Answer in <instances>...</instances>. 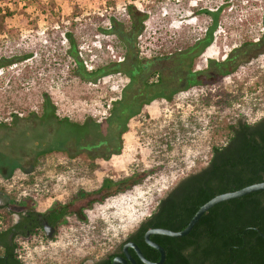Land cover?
<instances>
[{
    "label": "rangeland",
    "instance_id": "rangeland-1",
    "mask_svg": "<svg viewBox=\"0 0 264 264\" xmlns=\"http://www.w3.org/2000/svg\"><path fill=\"white\" fill-rule=\"evenodd\" d=\"M29 1L24 7L20 2L15 9L11 0H0L1 10L15 9L0 29V58L28 55L26 60L0 69V122L4 123L0 125V204L7 202L16 214L26 203L41 211L53 203H79L82 197L83 201L97 200L82 211V222L65 219L54 239L28 245L30 250L19 241L21 253L49 256L43 264H77L110 251L151 214L179 180L203 168L212 146L226 141L228 124L245 122V112L253 118L264 114V51L250 52L221 79L190 87L181 80L174 84L177 91L169 100L142 104L126 122L119 137L120 151L101 162L94 174L75 178L70 172L67 176L57 173L70 157L79 155L73 156L74 144H92L101 137L89 133L82 140L80 130H55V124L37 128L36 115L42 111L44 95L54 105L55 121L65 118L103 125L113 103L124 95L128 99L136 93L147 97L149 88L141 81L131 86L123 74L109 73L96 83L82 81L74 74L67 35H72L86 70L122 61L126 50L108 32L109 22L114 19L127 27L125 6L133 4L146 14L133 52L142 63L154 61L151 71L165 74L177 54L204 37L212 23L204 11L217 13L212 42L180 71L198 73L210 62H221L232 50L260 38L264 0ZM146 79L149 85L158 77L154 73ZM151 86L150 90L155 88ZM172 133L175 136L168 138ZM163 138L167 144L160 142ZM53 143H63V149L38 154ZM157 145L167 158L166 165L158 160ZM81 170L87 175L85 168ZM137 171L147 173L146 177L135 179L129 188L103 200L95 194L103 178L124 180ZM27 177H33L32 187L23 182ZM33 189L39 194L35 199L30 196Z\"/></svg>",
    "mask_w": 264,
    "mask_h": 264
},
{
    "label": "trees",
    "instance_id": "trees-1",
    "mask_svg": "<svg viewBox=\"0 0 264 264\" xmlns=\"http://www.w3.org/2000/svg\"><path fill=\"white\" fill-rule=\"evenodd\" d=\"M20 2H23L22 7H24L31 1L11 0L15 9ZM15 9L11 10L9 7H5L1 10L0 8V13L4 10V13L0 15V29L3 20L12 17ZM125 11L129 21L127 27L111 19L108 31L115 35L126 50L125 55L127 56L122 61H114L106 67L86 70L82 60L78 57L72 35L66 37L69 42L68 54L75 63V76L82 81L96 83L109 73L123 74L129 79L131 86L135 82L141 81L146 89L148 87L147 97L139 101L137 98L142 95L136 93L132 95L131 99L137 101L124 103L120 100L113 103L109 119L103 125H97L92 122L79 124L65 118L55 121L54 105L48 95H44L42 111L39 115H36V119L38 118L37 128L55 124V130L60 128L77 129L83 135L82 140H85V136L89 133L105 139L107 133L102 134L103 132L115 130L117 133V150L119 151V137L126 130V122L131 116L138 113L142 104L155 99L169 100L170 96L177 91L174 84L181 82V80L184 81L185 87H190L209 84L215 76L221 79L232 72L239 63L244 62L243 60L250 52L259 53L264 51L263 16L262 34L255 43H246L242 47L232 50L226 59L221 62H210L209 67L204 71L195 73L189 70L187 73L182 74L180 71H184L186 63L187 66H190L192 56L201 53L212 42V33L217 27V13L204 11L212 20L204 37L187 48L185 52L177 54L171 63V67L168 68V73L163 74L155 69L151 71L150 65L154 61L148 60L142 63L137 60L136 54L133 52L136 39L143 30L146 14L133 4L126 5ZM218 12L220 11L218 10ZM27 58L28 55L11 59L0 58V69L24 61ZM154 73L158 79L155 83L148 85L146 78L148 74ZM150 85H155V88L150 90ZM225 104H229V102ZM14 117L16 116L13 115ZM0 125L2 126L4 123L0 122ZM185 130L189 131L188 128ZM226 131L228 133L226 141L222 145L212 146L207 164L197 172L190 173L179 180L158 200L151 214L139 222L137 230L129 235V239L137 245L148 261L156 262L159 259L158 252L144 243L143 236L148 229L163 228L175 232L181 231L186 227L194 213L211 198L264 181V117L254 124L241 121L233 122L227 125ZM172 136H175V133H172L168 138L171 139ZM165 138L161 139L160 142L167 144ZM83 147L85 145L79 148ZM52 149L62 150L63 143H53L50 148L38 154L50 152ZM155 150L159 153L158 160H160V164L166 165L167 158L160 154L162 151L159 149V145L156 146ZM70 159H68L67 164L64 163L61 166L60 172H70L75 178L80 173L85 174L76 165L70 163ZM160 164L158 166H161ZM97 166L92 163L89 164L86 176L93 174V171L95 172L98 169ZM146 174L137 171L132 173L130 177L119 181H112L105 177L95 194L100 200H103L108 195L111 196L125 190V188H129L132 184H135V179L145 178ZM131 178H134L133 182H131ZM23 182L25 185L27 184L26 186L30 184L29 186L32 187L33 177H27ZM38 195L37 190H31L30 196L32 198ZM43 195L47 194L43 193ZM93 201L98 202L97 200ZM69 206V203L59 206L61 210L60 218L65 220L68 217H73L82 222L85 219V214L82 211L90 207L91 203L77 211L70 210ZM53 213L55 214L56 211L53 210ZM9 220L10 213L6 208H0V223L2 224L0 228L3 229L8 226ZM19 229L21 230L20 227ZM150 240L164 250L165 259L162 264H264V190L214 205L201 216L191 231L184 237L171 238L162 235H151ZM138 264L142 263L138 261Z\"/></svg>",
    "mask_w": 264,
    "mask_h": 264
},
{
    "label": "flooded vegetation",
    "instance_id": "flooded-vegetation-1",
    "mask_svg": "<svg viewBox=\"0 0 264 264\" xmlns=\"http://www.w3.org/2000/svg\"><path fill=\"white\" fill-rule=\"evenodd\" d=\"M195 44V43H194ZM193 44V45H194ZM217 76L214 77L216 79ZM185 84V83H184ZM142 95V94H141ZM146 97L138 96L137 100L144 99ZM124 103H131L136 99H128L124 97L121 99ZM136 100V101H137ZM107 135L105 139H100L92 144H85V147L79 148L83 145L74 144L73 156L79 154L83 156L80 158L79 155L76 157H70V163L76 165L77 168L86 170L89 168V164L100 165L101 162H106V159L111 155L117 154V133L115 130H111L106 132ZM120 151V149H119ZM118 151V152H119ZM67 164V162H65ZM59 176H67V173L57 172ZM95 172L93 171V174ZM79 175H84V173H80ZM35 199V198H34ZM93 199H84L81 198V202L79 203H69V209L73 211H77L84 207H87L88 204L92 202ZM83 201V202H82ZM63 204H50L43 210H38L37 207H34L32 203H26L24 209L22 211L14 213L13 210L9 209V204L1 203L0 208H6V210L10 213L9 225L5 228H0V264H43L47 263L50 257H43L42 255L34 256L31 251L30 252H22L20 251V240L22 243H26V248L30 250L28 245L32 246L35 243H41L42 241H50L56 237L58 231L60 230L61 224L63 223L60 218L61 210L59 209L60 205ZM53 210L56 213H53ZM22 220V221H21ZM0 225H2L0 223ZM17 227V228H16ZM21 228V230L19 229ZM138 228L137 227L131 231L126 237L118 243L115 247H112L110 251H107L105 254L94 257L90 260L80 261L77 264H112L115 259L124 258V247L127 244L133 243L131 239H129V235L133 234ZM144 240V236H143ZM145 243V242H144ZM136 245V244H135ZM137 246V245H136ZM34 249V247H33ZM154 249V248H153ZM127 253L130 257L135 261V264H138V261L141 262L134 249L131 247H127ZM145 258V257H144ZM56 260V258H54ZM146 259V258H145ZM142 263V262H141ZM76 264V263H75ZM127 264H131L127 261ZM143 264V263H142Z\"/></svg>",
    "mask_w": 264,
    "mask_h": 264
},
{
    "label": "water",
    "instance_id": "water-1",
    "mask_svg": "<svg viewBox=\"0 0 264 264\" xmlns=\"http://www.w3.org/2000/svg\"><path fill=\"white\" fill-rule=\"evenodd\" d=\"M261 190H264V181L250 185V186H247V187H244V188L237 190V191H234V192L220 194V195H217V196L211 198L209 201L204 203L194 213V215L191 217V219L189 220L186 227L184 229H182L181 231L175 232V231H170V230L163 229V228L148 229L144 234V242L148 246L154 248L158 252L159 259L156 262H151V261H148L147 259H145L144 256L142 255L141 251L139 250V248L135 244L130 243L124 247V258L115 259L112 264H127V261H129L131 264H135V261L127 253V247H131L132 249H134L138 259L143 264H162L164 262V259H165L164 250L158 244H156L150 240L151 235H162V236L171 237V238L184 237L191 231V229L199 221L201 216L206 211H208L211 207H213L214 205H216L220 202L226 201V200L235 199V198L247 195L249 193L257 192V191H261Z\"/></svg>",
    "mask_w": 264,
    "mask_h": 264
},
{
    "label": "clouds",
    "instance_id": "clouds-1",
    "mask_svg": "<svg viewBox=\"0 0 264 264\" xmlns=\"http://www.w3.org/2000/svg\"><path fill=\"white\" fill-rule=\"evenodd\" d=\"M245 123H256L264 114L258 113L254 118L249 116V113L245 112L244 114Z\"/></svg>",
    "mask_w": 264,
    "mask_h": 264
}]
</instances>
